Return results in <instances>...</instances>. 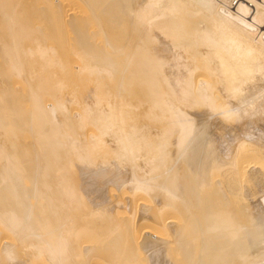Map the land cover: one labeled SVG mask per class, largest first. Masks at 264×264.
Returning a JSON list of instances; mask_svg holds the SVG:
<instances>
[{"label": "bare ground", "instance_id": "bare-ground-1", "mask_svg": "<svg viewBox=\"0 0 264 264\" xmlns=\"http://www.w3.org/2000/svg\"><path fill=\"white\" fill-rule=\"evenodd\" d=\"M0 264H264V0H0Z\"/></svg>", "mask_w": 264, "mask_h": 264}]
</instances>
